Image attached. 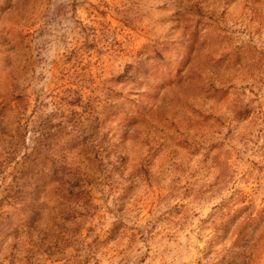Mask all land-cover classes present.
Returning <instances> with one entry per match:
<instances>
[{
    "label": "rangeland",
    "instance_id": "1",
    "mask_svg": "<svg viewBox=\"0 0 264 264\" xmlns=\"http://www.w3.org/2000/svg\"><path fill=\"white\" fill-rule=\"evenodd\" d=\"M11 90L26 119L95 107L109 140L41 264H264V0H0Z\"/></svg>",
    "mask_w": 264,
    "mask_h": 264
},
{
    "label": "trees",
    "instance_id": "2",
    "mask_svg": "<svg viewBox=\"0 0 264 264\" xmlns=\"http://www.w3.org/2000/svg\"><path fill=\"white\" fill-rule=\"evenodd\" d=\"M22 98L13 90L0 95V139L6 144L0 171L14 160L0 192V264H41L60 251L61 242L74 240L72 227L87 213L77 196L88 195L113 167L95 107L69 114L55 107L26 119Z\"/></svg>",
    "mask_w": 264,
    "mask_h": 264
}]
</instances>
